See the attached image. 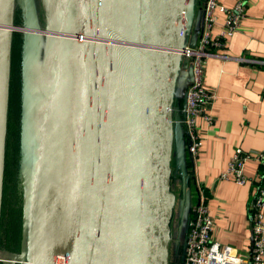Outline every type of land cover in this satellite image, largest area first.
Wrapping results in <instances>:
<instances>
[{
  "label": "water",
  "instance_id": "water-1",
  "mask_svg": "<svg viewBox=\"0 0 264 264\" xmlns=\"http://www.w3.org/2000/svg\"><path fill=\"white\" fill-rule=\"evenodd\" d=\"M35 4L0 0V220L13 35L30 41L27 103L38 41L48 37L28 193L22 183L28 254L20 262L169 264L172 177H180L185 197L193 179L175 89L181 67L192 80L181 52L196 47L203 7L196 10L195 0H50L52 18L43 23ZM185 247L184 239L182 260Z\"/></svg>",
  "mask_w": 264,
  "mask_h": 264
},
{
  "label": "crops",
  "instance_id": "crops-1",
  "mask_svg": "<svg viewBox=\"0 0 264 264\" xmlns=\"http://www.w3.org/2000/svg\"><path fill=\"white\" fill-rule=\"evenodd\" d=\"M205 0H195V9ZM237 0H219L233 7ZM218 15L215 30L221 29ZM227 57H212L206 65L203 83L216 89L217 99L210 112L214 121L198 120L203 145L189 162L193 172L188 195L182 194L181 179L173 187L181 193L171 221L169 251L183 249L191 205L204 198L213 219L212 237L221 247L230 246L240 254L252 252V203L262 181L263 166L250 160L245 166L248 182L237 185L221 178L237 149L264 152V0H248L246 15L235 35L228 40ZM190 82L181 67L175 89V106L183 112L184 95ZM177 102V103H176ZM176 212V214H175Z\"/></svg>",
  "mask_w": 264,
  "mask_h": 264
},
{
  "label": "built area",
  "instance_id": "built-area-1",
  "mask_svg": "<svg viewBox=\"0 0 264 264\" xmlns=\"http://www.w3.org/2000/svg\"><path fill=\"white\" fill-rule=\"evenodd\" d=\"M248 0H237L233 7H226L219 0H205L203 3V27L195 48L181 52L192 70V80L186 88V108L182 113L183 128L187 140L188 154L194 160L203 145L198 131V120L204 118L208 124L214 121L210 110L217 99L216 89L203 83L206 65L212 57H227L228 40L237 32L246 15ZM223 15L221 29L215 30L218 15ZM255 160L263 167L262 181L252 203V252L242 255L230 246L221 247L213 239V219L204 198L191 207L188 230L185 235L184 259L175 258L169 264H264V152L235 150L221 178L245 185L248 177L245 166Z\"/></svg>",
  "mask_w": 264,
  "mask_h": 264
},
{
  "label": "rangeland",
  "instance_id": "rangeland-1",
  "mask_svg": "<svg viewBox=\"0 0 264 264\" xmlns=\"http://www.w3.org/2000/svg\"><path fill=\"white\" fill-rule=\"evenodd\" d=\"M35 13L39 20L43 23L46 22L48 15L47 4L43 0H35ZM50 3V0H49ZM23 5V3H22ZM24 10L21 5L16 4L14 11L15 20H22ZM26 35L15 32L13 35L12 46V63H11V79L9 91V106L7 116V135H6V151L4 162V178H3V195L4 186L7 185V214L5 216V224H8L9 214L13 212L12 209L18 211L19 221L21 224L22 234L24 237L21 243V253H11L9 250H0V264H27L21 263L20 260H27L28 254V216L25 206L23 184L28 193L31 184V174L33 165V129H34V112H35V97L39 86L40 71L42 62L46 52V41L48 37L39 39L35 55V67L33 66V88L31 99L25 93V87L28 86V54L27 46L30 41L26 40ZM46 39V41H45ZM36 41V40H35ZM27 103V104H24ZM13 124L16 128L13 132L10 131L9 125ZM176 178L172 177V185ZM23 183V184H22ZM176 194V210L181 206V193L177 194L176 188L172 186ZM29 201V199H28ZM3 204V196H2ZM12 208V209H11ZM23 208V210H22ZM22 210V211H21ZM2 214V209H1ZM176 214V212H175ZM1 221V220H0ZM0 236L3 244L5 243L6 231L1 228L0 222Z\"/></svg>",
  "mask_w": 264,
  "mask_h": 264
},
{
  "label": "trees",
  "instance_id": "trees-1",
  "mask_svg": "<svg viewBox=\"0 0 264 264\" xmlns=\"http://www.w3.org/2000/svg\"><path fill=\"white\" fill-rule=\"evenodd\" d=\"M175 107H176L175 109L176 112L182 115L180 107H177V105ZM15 128L16 126H13V124L9 125V129L11 132H13ZM173 177L175 178V175ZM6 201H7V185L4 186L2 214H1V228L5 229L6 238H5V243L3 244L0 236V250H2V247L4 245L3 249L9 250L11 253H21L22 250L20 249V247H21V243H23L24 237L22 234L21 224L18 218L20 213L22 212L18 213V211L11 208L13 212L11 213V215L9 214L8 224L6 225L5 224V216L7 214ZM181 254H182V248L178 249L176 253L170 252V261L171 262L174 261L175 258H179L180 260Z\"/></svg>",
  "mask_w": 264,
  "mask_h": 264
},
{
  "label": "bare ground",
  "instance_id": "bare-ground-1",
  "mask_svg": "<svg viewBox=\"0 0 264 264\" xmlns=\"http://www.w3.org/2000/svg\"><path fill=\"white\" fill-rule=\"evenodd\" d=\"M44 4H47V8H48V15L46 17V22H49V20H51L52 18V8L50 6L49 0H43Z\"/></svg>",
  "mask_w": 264,
  "mask_h": 264
},
{
  "label": "flooded vegetation",
  "instance_id": "flooded-vegetation-1",
  "mask_svg": "<svg viewBox=\"0 0 264 264\" xmlns=\"http://www.w3.org/2000/svg\"><path fill=\"white\" fill-rule=\"evenodd\" d=\"M17 22H22V20H16Z\"/></svg>",
  "mask_w": 264,
  "mask_h": 264
}]
</instances>
